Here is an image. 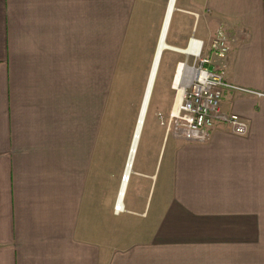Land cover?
Returning <instances> with one entry per match:
<instances>
[{
    "label": "crops",
    "instance_id": "1",
    "mask_svg": "<svg viewBox=\"0 0 264 264\" xmlns=\"http://www.w3.org/2000/svg\"><path fill=\"white\" fill-rule=\"evenodd\" d=\"M141 1L0 0V264H264V0L175 1L167 38L176 16L185 46H168L225 30L221 110L248 132L165 136L155 211L165 154L135 156L114 212L129 153L105 137L109 99L115 82L145 81L168 0L132 53Z\"/></svg>",
    "mask_w": 264,
    "mask_h": 264
},
{
    "label": "rangeland",
    "instance_id": "2",
    "mask_svg": "<svg viewBox=\"0 0 264 264\" xmlns=\"http://www.w3.org/2000/svg\"><path fill=\"white\" fill-rule=\"evenodd\" d=\"M143 10V14L136 8L133 12V17L131 20V28L129 31V39L132 42L133 48L132 53L136 51V46L141 40V36L143 34L142 30H147L149 28H153L152 23L157 16V7L158 3L155 0H142L139 3ZM165 5L162 7L159 12V29L161 28V23L163 19V15L165 13ZM176 6H179V0L176 2ZM176 15V14H175ZM180 19L174 16L173 23L169 35L167 38V44H176L178 46H185L184 42L174 41L175 38H179L184 35V31L178 32L176 26L178 25ZM143 26V28L141 27ZM201 24L198 26L195 25V31L197 29V36L201 30ZM157 26L154 22V29ZM179 40V39H178ZM135 49V51H134ZM137 53V51H136ZM185 61V57L179 53H172L170 51H164L161 63L159 64V70L157 73L156 82L154 83V90H152L151 99L149 102L148 110L146 113L143 130L141 132V138L139 141V145L136 151V159L141 161L143 157L149 158L150 161L153 158L159 156V165L161 163V158L165 154V158L161 165L160 174L158 178V184L156 188V192L154 198L151 202L153 188L150 191V198L148 200V207L151 203V211L152 214L155 211V208L158 203V187L161 188L163 186V177L166 170V139L165 136L171 140L172 134L171 129L167 133V124L169 121V117L171 114V110L173 107V103L175 100L176 92L173 89V80L176 73V69L178 63H182ZM173 64L172 75L168 73L167 69ZM150 66V65H149ZM147 71H145V81L144 82H124L119 81L115 82L111 94L109 108H108V119L109 122L105 128L106 133L105 137L112 138L118 140L119 138L127 140L128 150L130 148L131 139L133 136L135 124L137 121L141 101L142 94L145 89L149 67ZM136 95V97H135ZM165 138V140H164ZM134 170L136 167L134 166ZM124 174V173H123ZM122 174V176H123ZM121 176V178H122ZM121 184V179H120ZM129 200V194L127 196L126 202ZM139 208L144 204L145 200H140Z\"/></svg>",
    "mask_w": 264,
    "mask_h": 264
},
{
    "label": "built area",
    "instance_id": "3",
    "mask_svg": "<svg viewBox=\"0 0 264 264\" xmlns=\"http://www.w3.org/2000/svg\"><path fill=\"white\" fill-rule=\"evenodd\" d=\"M192 44L194 49L190 48ZM230 49V40L222 27L217 28L207 45L194 38L188 41L182 53L185 61L178 64L188 71V82L177 113L171 111L167 124V133L171 129L172 137L203 143L208 140L210 131L219 125L235 135L247 134L248 124L244 119L221 110V100L228 87L224 74ZM213 57L218 60L217 65ZM174 80L172 87L177 94ZM123 180L124 175L121 182ZM114 209L115 213L119 212L116 206Z\"/></svg>",
    "mask_w": 264,
    "mask_h": 264
},
{
    "label": "bare ground",
    "instance_id": "4",
    "mask_svg": "<svg viewBox=\"0 0 264 264\" xmlns=\"http://www.w3.org/2000/svg\"><path fill=\"white\" fill-rule=\"evenodd\" d=\"M175 1L176 0H168L166 8H165L164 17H163L160 32H159L157 47H156V50L154 52L152 65H151V68L149 71L148 79L146 81V85H145V89H144V93H143V99H142L141 107H140L138 117H137V121L135 124L133 136H132L131 143H130V148L128 150L129 154L127 157L128 161H127L126 171L123 174L124 180L120 184V190L118 193V201L115 204V206L117 207V209H116L117 211L118 210L122 211L123 193H124V189L126 187L129 175L132 172V164H133L134 158L136 156V151H137V148L139 145L141 132L143 129V125H144L146 113L148 110L149 102L151 99L152 90L154 87V83H155L160 59H161L163 52L165 50H174L175 52H178L181 54L184 52V49H174V48L168 46L166 43L169 24H170L172 14H173V10L175 7ZM193 45L194 44H192V46L190 48L194 49ZM175 74H176V76H175V80H174V86L177 89V94L175 96V100H174L173 107L171 110L173 114L177 113V110H178V107L180 105L184 89H185L187 82H188L187 81L188 71L184 69L183 65H178Z\"/></svg>",
    "mask_w": 264,
    "mask_h": 264
},
{
    "label": "trees",
    "instance_id": "5",
    "mask_svg": "<svg viewBox=\"0 0 264 264\" xmlns=\"http://www.w3.org/2000/svg\"><path fill=\"white\" fill-rule=\"evenodd\" d=\"M162 58V57H161ZM160 61H161V59H160ZM160 64V63H159ZM159 68V67H158ZM144 126V125H143ZM143 130V129H142ZM141 138V137H140Z\"/></svg>",
    "mask_w": 264,
    "mask_h": 264
}]
</instances>
